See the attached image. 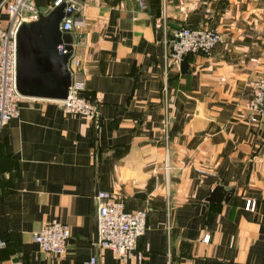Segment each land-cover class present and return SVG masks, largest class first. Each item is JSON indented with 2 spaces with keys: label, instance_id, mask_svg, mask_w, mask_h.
Returning a JSON list of instances; mask_svg holds the SVG:
<instances>
[{
  "label": "crops",
  "instance_id": "1",
  "mask_svg": "<svg viewBox=\"0 0 264 264\" xmlns=\"http://www.w3.org/2000/svg\"><path fill=\"white\" fill-rule=\"evenodd\" d=\"M54 1L37 3L47 11ZM164 1L167 39L181 26L220 36L209 57L187 56L185 74L166 69ZM75 18L98 118L24 98L2 128L0 159L13 161L14 174L0 176V264H264V120L249 123L246 109L264 75V0H79ZM217 187L231 191L227 201H208ZM98 191L148 211L125 260L96 245ZM51 221L70 227L64 255L32 240Z\"/></svg>",
  "mask_w": 264,
  "mask_h": 264
},
{
  "label": "built area",
  "instance_id": "2",
  "mask_svg": "<svg viewBox=\"0 0 264 264\" xmlns=\"http://www.w3.org/2000/svg\"><path fill=\"white\" fill-rule=\"evenodd\" d=\"M79 1V0H78ZM78 1L55 0L53 5L65 3L64 17L60 23L62 33H73L78 29L75 14L78 10ZM144 9V4L139 1ZM51 8V7H50ZM49 8V9H50ZM48 11V10H47ZM39 7L37 0H1L0 13L8 16L7 26H0V133L12 119L20 116L21 101L16 88V34L22 23L38 20L40 15L47 12ZM161 19L164 28V45L166 47V69L180 71V63L189 55L209 57L220 42L219 34L207 28H191L181 26L172 31L171 37H166V6L162 4ZM77 44L72 43V52L69 56L68 71L71 84L65 100L56 101L66 115L81 116L97 120L96 104L86 96L85 78L82 72V63L76 53ZM58 51L66 53L64 44L58 46ZM164 117L163 136L167 145L169 130L168 93L163 90ZM248 121L259 125L264 120V75L257 78L252 86L250 98L247 102ZM165 170L169 169L167 163ZM96 205V245L101 249L111 251L119 261L127 259L138 249V241L147 230L146 209L128 211L122 200L114 194L98 191L94 197ZM251 202L247 201L248 210ZM252 209V206H251ZM167 232L170 227L167 225ZM208 236L203 241L208 242ZM70 227L59 221H51L43 225L38 231L32 233V240L39 250L52 256H61L66 253ZM5 243L0 237V249ZM143 259V255L138 253ZM88 264H97V258L91 257Z\"/></svg>",
  "mask_w": 264,
  "mask_h": 264
},
{
  "label": "water",
  "instance_id": "3",
  "mask_svg": "<svg viewBox=\"0 0 264 264\" xmlns=\"http://www.w3.org/2000/svg\"><path fill=\"white\" fill-rule=\"evenodd\" d=\"M78 1V0H73ZM65 3L52 5L38 20L22 23L16 34V88L23 98L62 101L68 96L71 77L68 71L69 56L74 37L60 31L64 17ZM64 44L66 53L58 51ZM188 70L187 57L180 63V73ZM13 161L0 159V176L11 173ZM231 191L220 187L214 189L208 199L210 202L227 201ZM136 197L144 198V194ZM97 237V235H96ZM4 241L6 237H1Z\"/></svg>",
  "mask_w": 264,
  "mask_h": 264
},
{
  "label": "trees",
  "instance_id": "4",
  "mask_svg": "<svg viewBox=\"0 0 264 264\" xmlns=\"http://www.w3.org/2000/svg\"><path fill=\"white\" fill-rule=\"evenodd\" d=\"M192 28V27H191ZM189 57V56H188ZM171 72V71H170ZM170 72L168 73V77H169V74H170ZM176 73V72H175ZM176 74H178V72L176 73ZM88 97V96H87ZM90 99V98H89ZM91 100V99H90ZM1 237V236H0Z\"/></svg>",
  "mask_w": 264,
  "mask_h": 264
}]
</instances>
